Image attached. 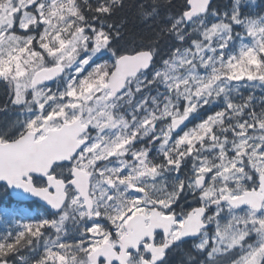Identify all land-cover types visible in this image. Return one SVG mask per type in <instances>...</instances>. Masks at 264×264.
<instances>
[{"label":"snow or ice","instance_id":"6c2138e0","mask_svg":"<svg viewBox=\"0 0 264 264\" xmlns=\"http://www.w3.org/2000/svg\"><path fill=\"white\" fill-rule=\"evenodd\" d=\"M0 192V264H264V0H0Z\"/></svg>","mask_w":264,"mask_h":264},{"label":"trees","instance_id":"16d2710c","mask_svg":"<svg viewBox=\"0 0 264 264\" xmlns=\"http://www.w3.org/2000/svg\"><path fill=\"white\" fill-rule=\"evenodd\" d=\"M16 202L11 198L10 195L0 192V207L15 206Z\"/></svg>","mask_w":264,"mask_h":264},{"label":"rangeland","instance_id":"374dc122","mask_svg":"<svg viewBox=\"0 0 264 264\" xmlns=\"http://www.w3.org/2000/svg\"><path fill=\"white\" fill-rule=\"evenodd\" d=\"M3 230V225L2 224H0V231H2Z\"/></svg>","mask_w":264,"mask_h":264},{"label":"water","instance_id":"95a60500","mask_svg":"<svg viewBox=\"0 0 264 264\" xmlns=\"http://www.w3.org/2000/svg\"><path fill=\"white\" fill-rule=\"evenodd\" d=\"M12 198H13V200H15L16 201V198L15 197H13V196H11ZM27 202V201H26ZM26 202H24V203H26Z\"/></svg>","mask_w":264,"mask_h":264}]
</instances>
